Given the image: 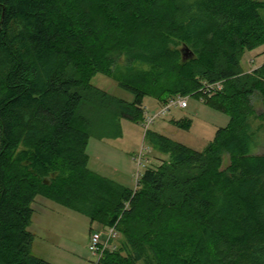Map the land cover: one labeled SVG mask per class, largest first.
<instances>
[{"label": "trees", "instance_id": "trees-1", "mask_svg": "<svg viewBox=\"0 0 264 264\" xmlns=\"http://www.w3.org/2000/svg\"><path fill=\"white\" fill-rule=\"evenodd\" d=\"M108 4L124 33L118 53L100 48L94 58L82 41L106 32ZM262 10L255 0H0V264H49L32 254L39 197L87 215L90 233L116 227V250L100 264H264V156L253 154L251 127L256 95L264 113V66L252 76L240 66L264 46ZM181 47L194 58L184 62ZM120 57L148 71H122ZM99 74L134 102L93 86ZM218 82L205 104L230 124L204 152L148 131L167 160L135 190L89 170L92 137L119 138L120 118L143 123L146 97L200 98L204 83Z\"/></svg>", "mask_w": 264, "mask_h": 264}, {"label": "rangeland", "instance_id": "rangeland-1", "mask_svg": "<svg viewBox=\"0 0 264 264\" xmlns=\"http://www.w3.org/2000/svg\"><path fill=\"white\" fill-rule=\"evenodd\" d=\"M255 1L264 2V0ZM110 5L108 4L103 9V17L109 21L106 32L100 40L82 41L83 45L91 51V57L95 58L97 54H103L100 48L106 49L109 54L116 53V51L118 53L117 44L120 43L124 31L117 24L118 19L113 16L115 13L112 12ZM97 12L102 16V11ZM260 15L264 19V10L260 12ZM84 54H75L73 59L82 62L87 59ZM118 62L121 64L122 71L128 68L132 69L133 74L148 71L147 66L138 62L130 68V63L128 64L126 58L120 57ZM240 66L242 76H252L256 70L262 68L264 66V46L253 52H246ZM192 68L193 65L186 68L188 73ZM80 76L90 77L89 72H84ZM167 78L172 81L175 77L168 75ZM90 83L107 94L128 103H133L135 100L134 94L123 89L119 82L109 76L96 75ZM166 104H160L154 98L146 97L143 103V107L147 110L146 117L156 116ZM254 106L256 116L251 119V127L255 132L252 151L254 155L264 156V113L260 95H256ZM183 119L191 121V130H182L174 125V121ZM229 124L228 115L212 109L200 99L189 95L188 108L172 107L149 127V131L164 135L194 151L204 152L214 140L217 131L226 128ZM119 125L121 127L119 138L97 139L92 137L87 148L88 168L113 184L135 190L142 174L147 169H157L167 160V157L155 151L149 144V140H146L145 136L148 131L146 132L145 122L137 124L120 118ZM229 166L230 156L224 153L222 169L226 170ZM33 207L36 212L29 230L35 236L32 246V254L35 257L49 264H90L94 260L90 252L92 225L87 215L41 197L37 199ZM93 229L98 231L99 227L95 225Z\"/></svg>", "mask_w": 264, "mask_h": 264}, {"label": "built area", "instance_id": "built-area-1", "mask_svg": "<svg viewBox=\"0 0 264 264\" xmlns=\"http://www.w3.org/2000/svg\"><path fill=\"white\" fill-rule=\"evenodd\" d=\"M223 88L224 86L222 82H218L215 84L204 83L203 88H201L199 91V94L201 93V97L198 99L205 103L208 98L212 97L216 93L221 92ZM188 99L189 96H178L169 100L168 104L163 106L162 110L156 116L146 117V114L144 121L146 123V132L149 131V127L151 125H153L158 119H160L168 111H170L172 107H180L182 109L188 108ZM118 236L119 233L116 227L93 231L90 236V252L92 253L94 260L90 264H100L106 252L115 251Z\"/></svg>", "mask_w": 264, "mask_h": 264}, {"label": "water", "instance_id": "water-1", "mask_svg": "<svg viewBox=\"0 0 264 264\" xmlns=\"http://www.w3.org/2000/svg\"><path fill=\"white\" fill-rule=\"evenodd\" d=\"M181 52H182V57H183L184 62L194 58V53L191 52L190 49L187 47H183Z\"/></svg>", "mask_w": 264, "mask_h": 264}, {"label": "crops", "instance_id": "crops-1", "mask_svg": "<svg viewBox=\"0 0 264 264\" xmlns=\"http://www.w3.org/2000/svg\"><path fill=\"white\" fill-rule=\"evenodd\" d=\"M177 122V121H176Z\"/></svg>", "mask_w": 264, "mask_h": 264}]
</instances>
